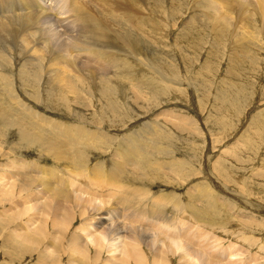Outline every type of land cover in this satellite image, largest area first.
<instances>
[{
	"label": "rangeland",
	"instance_id": "rangeland-1",
	"mask_svg": "<svg viewBox=\"0 0 264 264\" xmlns=\"http://www.w3.org/2000/svg\"><path fill=\"white\" fill-rule=\"evenodd\" d=\"M57 1L64 5L66 2V6L69 3V6L73 5L72 0ZM74 1L83 3L82 5L91 11L94 17L102 16L99 19L105 21L108 27L109 25L112 27L109 35L117 34L115 42L113 43L110 37L106 42L115 48L113 52L116 58L126 63L131 61L133 66L120 65L119 70L111 69V72H102L96 75V78L83 71L85 80L81 81V87H83L81 89L84 93L80 91L75 95L79 100L76 101L75 96L60 94L62 99L59 98L53 106H51L48 92H42L47 86H43L46 81H41V75L33 78L36 80V84L33 85L16 81L10 89L13 96L10 104L8 97L4 94L5 89L0 86L4 106L6 103V107L14 110L20 118V124L24 126L27 124L36 126V122L41 123L38 120H32L27 109L38 114L41 121L42 115L47 117L53 122L51 133L54 136L64 135L58 128V123L62 128L69 130L68 138L75 139L78 138L79 133L77 127L89 129L99 127L104 131L105 142L102 145L93 144L89 148V151L92 150L93 153L89 152L88 156L92 155L93 158L82 161L79 157L77 163L79 162L81 168L88 165L87 163L90 164V168H94L101 161L107 166L109 164L120 166L117 174L126 173L135 177L128 180L129 184L135 183L136 186L138 178L143 179L138 182L145 184L133 187L136 189L138 199L141 200V192L144 188H148L151 194V197L147 196L148 199L144 202L150 201L151 198L162 201L163 196L173 194L177 197V203L183 211L181 212L180 208H173L174 202L171 206L167 205L169 209L171 208L168 214L183 218L184 222L190 220V213L194 212L193 215L196 216V210L198 211L202 221L198 223H201L200 225L196 223V226H199L200 232L204 231L209 235L208 239L211 235L213 236L209 242L201 240L205 244L211 243L208 248L210 251L206 250L202 242L200 248L203 249L204 245V250L207 252H213V249L223 252V250L230 251L234 246L233 253L241 252L240 250H245V253L242 255L243 258L234 257L230 263L233 261L237 263L238 260L243 259L245 263L264 264V25L262 16L250 5L247 6V0H238L228 5V12L222 18L214 12L208 13L203 10L204 8H200L197 5L199 0H119L120 7L116 8V13L119 11L117 16L115 12L112 14L108 10L106 12L105 8L98 6L93 0ZM49 4L50 1H47L46 5ZM0 6L10 9L11 6L20 8L25 5L18 0H0ZM208 10H210L209 7ZM59 11L61 12L60 8L57 12L60 13ZM257 11L260 10L257 9ZM215 15L217 18H214ZM211 16H214V20ZM76 22L73 20V25L61 24L60 26H64L65 30V32L62 31L63 34L81 36L79 31L83 32L84 29L83 38H86L89 35L88 29L83 28L80 22ZM65 24L70 28L67 29ZM91 38L94 37H89L90 43H92ZM20 39L19 42L24 45L23 39ZM1 40L3 39H0V42ZM118 40L120 44L116 43ZM123 43L136 49L143 62H138V59L133 58L134 56L128 55L127 51L123 50L125 47ZM0 46L1 58L3 56L1 53L5 52L4 47L11 49L12 46L8 45V47L5 44ZM29 55L30 52L27 56ZM8 60L9 62H3L4 66L0 65V73L3 75L12 71L16 73L18 68L12 59ZM34 62L37 63L38 60ZM27 64L25 62L24 66ZM92 67L99 71L101 69L95 64ZM118 72L126 76H119ZM163 75L179 85L166 83ZM86 81L94 85V88L92 89L91 84ZM34 89L35 92H33ZM18 104L26 111H18ZM6 107L3 110L11 115L10 120L15 122L17 118L15 113L9 114L10 110ZM181 119L185 121L181 122ZM8 126L2 125L0 120V175L10 171L21 172L18 161L35 162L46 167L54 166L53 161L44 160L37 151L23 147L14 124L12 127ZM105 133H109L108 136ZM131 133L134 134L130 136ZM72 142L75 143V141ZM124 142H126L125 146ZM124 147L126 150L122 152L121 148ZM62 151L64 152V149ZM10 159H17L16 165H12ZM144 159L151 162L143 166ZM99 168V175L112 177H109V183L102 185L104 188L99 189L100 192L102 191L101 198L104 195V199L111 200L109 203L114 208L113 212L122 215L124 210L116 204L117 195L114 193L121 190L112 186L114 177L108 167L99 166ZM78 178L83 184L90 182L88 177L78 176ZM72 190L75 192L77 188ZM73 193L69 195L75 196ZM1 198L6 199L7 196ZM5 203L8 204V202ZM108 206L106 205L103 209V213L110 209ZM193 206L195 210L191 208ZM186 207L191 209L190 211L188 208V214H184ZM177 211L181 214H177ZM3 214L0 215V264H37L38 252H35L38 251L37 247L30 245L32 259L29 257L25 259L21 254L24 244L20 241L23 243V240L20 235L15 236L19 234L18 226L23 222L26 223L29 218L15 219L13 213ZM146 214L150 217L148 213ZM7 219L15 220L11 227L8 226ZM129 227L139 230V225L136 223ZM10 233L12 235L14 233L15 238ZM217 239L219 241L215 242ZM6 240L11 242L15 240L13 243L16 247L21 245L19 246L21 257L18 260L14 258L12 262H6V253L9 252ZM62 249L67 254L73 251L68 249L67 243H62ZM106 252L107 250L102 255V259L105 255L106 258L110 257V254ZM167 258L166 264H180L178 255H168ZM251 258L257 261L253 260L252 263ZM152 259L153 257L144 262L141 261L140 264H151ZM64 262H67L66 257ZM91 264H100V262L96 257L92 259Z\"/></svg>",
	"mask_w": 264,
	"mask_h": 264
},
{
	"label": "bare ground",
	"instance_id": "bare-ground-1",
	"mask_svg": "<svg viewBox=\"0 0 264 264\" xmlns=\"http://www.w3.org/2000/svg\"><path fill=\"white\" fill-rule=\"evenodd\" d=\"M18 1L25 6L20 8L11 6L10 9L0 6V39H3L1 40L2 42H0V44H5L6 46L10 45L13 47H11V49L4 47L6 53H1L3 56L0 58V65L4 66L3 62H9L8 59L10 58L14 62V65L18 67L16 73H13V71L10 73H5V75L0 73V86L5 89L4 94H6L5 96H7L9 100L7 98L5 99L8 100L9 104L12 103L11 101L13 100V96L11 94L12 91L10 89L12 85L16 83V81H20L21 83L28 82L30 85H33L36 84V80L33 78H37L38 75H41V81H46L45 85L43 86H47V88L42 90V92H48L52 102L51 106H53L56 101H59V98L60 100L62 99L60 94H64L63 96H75L78 94V92L80 93V91L84 93V90L81 89L83 88L81 87V81L85 80L83 79L85 78L83 71L88 72L89 76L93 75L95 77L96 75L98 76L102 74V72L108 73L111 69L119 70L120 65L124 66L128 64L131 67L133 66V62L131 63V61L126 63L116 58L115 53L113 52L115 48L106 42L108 37H110V40H112L113 43L115 42L114 39L116 38L117 34L116 36L115 33L114 35H109L111 34L110 28L112 27H110V25L108 27L105 21L100 20V16L98 18L94 17L91 11L82 5L83 3H78V0V4L72 0L73 5L69 6V3L67 5L68 7L66 6V2L64 5V3H59L57 0ZM47 1H50L49 5H46ZM93 1H95L98 6L100 5L105 8L106 12L107 10L111 12V14L115 12L114 14L117 16L119 11L116 13V8L119 6V0ZM41 2L43 4H41ZM234 2H238V0H199L197 5L200 8H204L203 10L206 12H214L216 15L222 18V16L228 12L227 6ZM246 4L247 6L250 5L254 11L262 16L264 25V0H247ZM207 5L210 10H208ZM122 7L123 6H121V8ZM59 8L61 9V12L59 11L60 13L57 12ZM257 9L260 11L258 12ZM134 12L136 11L134 10ZM134 12L133 14L136 15ZM98 15L100 14L98 13ZM100 18H102V16ZM214 18H217V16ZM73 20L80 22L83 28L88 29L89 35L86 38H83V33L85 32L84 29L83 32L79 31V35L82 37L77 36L76 33L74 34L76 36H68V33L63 34V32H65L64 26L60 25L63 23H69V25H73ZM132 24L134 25V23ZM65 25L66 27L68 26L67 24ZM68 28L70 27H67V29ZM89 37L95 38H93L94 40L91 38L92 43H90L88 40ZM18 38L23 39L24 45L19 42ZM84 40L86 42H84ZM119 41L120 40H118L116 43L120 44ZM123 45L125 46L123 47V50L125 49L128 55L134 56L133 58L138 59V62H143L140 54L135 51L136 49L128 47V45L124 43ZM26 52L27 54L30 52L29 57L27 56ZM86 55L89 56V58ZM35 60H38V62L35 63ZM123 60L127 61L124 58ZM25 62L28 64L24 66ZM94 64L99 68L101 67L100 71L99 69L96 70L92 67ZM117 74L122 77L126 76L122 72H118ZM29 75H31L32 78ZM33 75L35 77H33ZM12 78L14 80H12ZM89 79L91 80L92 78ZM163 79L168 84L179 85L165 76ZM86 82L88 84L90 83L88 81ZM93 86L92 89L94 88ZM33 92H35V89ZM2 93L0 94V120L2 121V125H9L12 127L14 124L18 130L19 140L22 142L23 147L37 151L44 160H51L54 163V166L46 167L45 165H39L35 162L31 163L30 161H18V167L22 170L21 172L10 171L4 175H0V183H3L0 184V186H2L0 188V204H2L0 215L3 213H13L12 215H14L15 219H23L25 217L29 218L26 223L23 222V224L19 226L17 225V232L19 234L15 235H20L23 240V243L22 241L18 240L21 244H24L21 252L23 258L26 259L29 257L32 259V250H30V245H34L38 249V251H35L38 252V256L36 255V260L38 262L37 264H91L92 259H95L96 257L100 264H140L141 261L144 262L145 260H149L152 257L153 259L151 264H166L168 261V255H178L180 264H238V262L239 264H250L245 263L246 261L244 262L243 259L240 260L241 262L238 260V262L236 261L237 263H234V261L233 263H230L232 259L234 260V257H242L243 253H245V250H240L239 247L238 249L241 252L238 253L232 252L234 246L232 249L230 248V251L223 250L222 252L221 250V252H218L217 250L213 249V252H207L211 243L205 244L201 240L204 239L205 242H209L213 236L211 235V238L208 239L209 235L205 234L204 231L200 232L201 230L199 226H196V223L198 224L202 221V216L198 214L197 210L196 212L198 217L197 214L196 216L193 215L194 212L190 213L191 209L188 207L190 209V220H186L188 223L182 221L185 220L183 218L178 216L173 217L172 215L168 214V212L171 211V208L169 209L168 206H171L174 202L175 206H173V208L179 209L181 207L180 204L177 203V197L175 195L167 194L163 196L164 200L162 201H157L156 199L154 200V198H151L150 201L148 200V202H144L145 199H148L147 196L150 195L151 197L150 190L148 188L142 189V198L140 200L136 197V189L133 188L137 187V185L139 187V184H145L143 182H138L142 181L143 179L138 178L139 180L136 182L138 183L136 186L135 183L129 184L128 180L130 181V179L135 177L126 175V173L117 174V170L120 166L117 167L111 164L107 166L105 162L101 161L98 162L95 167L93 165L94 168H90L89 163H87L88 165H84L83 162L84 166L81 168L79 166V162L77 163L79 157L82 161L83 159L91 158L92 155H88L91 152L93 153V151L91 150L90 152L89 148L93 146V144L102 145L105 142L104 131L100 130L99 127L95 129H89L88 127H77L79 133L77 134L78 138L75 139L74 137L68 138L70 137L69 130L62 128V126L58 123V128L63 131L64 135L54 136L51 133L53 122L49 121L48 118L44 117L43 115L41 121L39 115L30 109H27V111L30 112L31 118H33L32 120H38L41 123L36 122V126L31 124H29L31 126L28 124L24 126L20 124L21 121L19 116L17 117L16 112L14 110H10L11 108L6 107V103L4 106L1 100ZM75 98L77 99H75L76 101L79 100L78 97L75 96ZM64 105H66L65 102ZM17 106L19 109L18 111H26L25 108L21 109L20 104ZM5 107L10 110L9 112L7 111L9 114L13 115V113H15L14 115L17 117L15 122L11 121L9 118L11 115L6 114V112L3 110ZM180 121L183 122L185 120L181 119ZM158 132L160 131L158 130ZM133 134L134 133H131L130 136ZM71 140L75 141V143L73 144ZM129 142H127V145H129ZM125 144L126 142H124V146ZM63 149L64 152L62 151ZM125 150L126 147L121 148L122 152ZM127 153L128 152H126V154ZM16 162L17 159L11 160L12 165H16ZM149 162L151 161L144 159L142 161V165L145 166ZM98 165L102 167H108L111 175L114 177V179H112L113 183H111L112 186H115V188H120L121 190L114 192L117 195V197L115 196L117 199H114L116 200V204L123 208L124 212L121 210V212H123L122 215L115 214L113 212L114 208L109 203L111 200L104 199V195L101 198L100 193L102 191L100 192L99 189L105 186L106 183H109L110 178L112 177L109 176V178L105 175H99L100 168ZM149 172L151 171L149 170ZM78 176L88 177L90 178V182L88 184H83L80 182ZM141 186L142 185H140V187ZM75 187L77 188V191L74 192L72 189ZM71 192H74L75 196L69 195ZM78 195H82L85 198ZM105 195L107 196V194ZM2 196H7V198L3 199L1 198ZM5 202H8V204ZM106 205H109L110 209L103 213L102 211L104 208H106ZM220 206L223 205L221 204ZM188 208L186 207L184 209V214H188ZM191 208L195 210L194 206ZM181 209L182 208H180V210ZM182 211L183 210H181V212ZM146 213H148L150 217ZM176 213L179 214L180 212L177 211ZM13 221L15 220L12 219L7 221L9 227H11ZM135 223L139 225L140 231L138 229L131 228L132 226L129 227ZM11 230L9 231L11 232ZM15 240H13V242ZM217 241L219 240H215V242ZM13 242L6 240V245L9 247V252L6 253L7 263L8 261L12 262L14 258L18 260L21 257L19 252V246L21 245L17 243L19 246L16 247ZM201 242L206 246L205 248L206 250L208 249L207 251L204 250V245L203 249L200 248ZM62 243H67L68 249L73 251L67 254L62 249ZM106 250V253H109L110 257L106 258L105 255V258L102 259V255ZM210 253L213 256H211ZM65 257L67 259L66 263L64 262ZM228 258L231 259L227 260ZM251 259V262L253 260L257 261L254 258Z\"/></svg>",
	"mask_w": 264,
	"mask_h": 264
}]
</instances>
